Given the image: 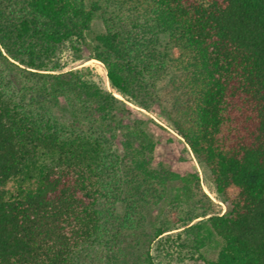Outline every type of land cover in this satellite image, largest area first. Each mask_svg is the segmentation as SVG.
<instances>
[{
	"label": "trees",
	"instance_id": "1",
	"mask_svg": "<svg viewBox=\"0 0 264 264\" xmlns=\"http://www.w3.org/2000/svg\"><path fill=\"white\" fill-rule=\"evenodd\" d=\"M127 1L137 14L125 20L124 0H0V264H158L151 245L177 228L197 264H264V0ZM98 15L105 30L89 37ZM65 45L100 60L127 102L89 66L64 71ZM168 80L175 94L161 89ZM152 102L225 212L198 171L154 165L158 140L124 118ZM43 151L56 163L9 196Z\"/></svg>",
	"mask_w": 264,
	"mask_h": 264
},
{
	"label": "rangeland",
	"instance_id": "2",
	"mask_svg": "<svg viewBox=\"0 0 264 264\" xmlns=\"http://www.w3.org/2000/svg\"><path fill=\"white\" fill-rule=\"evenodd\" d=\"M121 1V0H120ZM124 4L118 11L120 15L127 20L128 15H136L135 4L124 0ZM105 30V24L103 17L98 15L95 19L92 31L88 36H92L95 33ZM162 44L167 45L170 50L172 57L179 58L181 52L176 47H173L168 41L167 36L162 37ZM57 59L61 63L63 70L67 71L70 69L82 68L83 66H89L93 73L96 74V78L106 86L108 90L112 91L118 98L124 99L120 94L115 92L108 81L107 71L105 65L97 59H78L74 54L72 48L69 45H65L60 48ZM175 71V70H174ZM174 73V72H173ZM174 75H177L174 74ZM173 75V76H174ZM166 83L161 86V89H165L166 93L175 94L176 88L180 86L179 81L174 82L165 81ZM125 100V99H124ZM126 101V100H125ZM127 102V101H126ZM129 103V102H128ZM132 110L125 115L126 122H132L136 117H140L145 121L146 128L154 134L158 140V144L154 153V165L158 166L161 163L168 165V167L182 175L189 172L198 171L201 176L202 187L204 192L211 198L215 203L212 207L217 212H225L226 205L220 199L219 195L215 191V185L212 177L207 171L198 164L197 158L186 146L183 137L175 131L171 122L168 120V115L165 113L162 107H159L155 102L151 103V109L147 110L139 106L131 104ZM154 119V123L151 121ZM56 163V154L48 151L39 153L36 157L30 159L23 170L20 177L11 179L5 186L7 194L15 195L21 188H27L35 185V183L41 178L43 172L50 166ZM230 191H233L231 189ZM164 205L156 208L153 213L154 217L160 216L165 217ZM171 222H178L177 212H171L168 215ZM198 218L197 220H200ZM196 220V221H197ZM177 227V226H176ZM183 228H177L172 231L166 232L162 238L156 239L151 245V252L153 253L158 264H197L198 255L192 253V251L182 246L184 235L179 236L180 230ZM151 230V229H150ZM169 234V235H168ZM170 236V237H169ZM181 237V238H180ZM220 248V242L216 237L213 238L212 242L208 244L203 250V254L208 258H214Z\"/></svg>",
	"mask_w": 264,
	"mask_h": 264
}]
</instances>
